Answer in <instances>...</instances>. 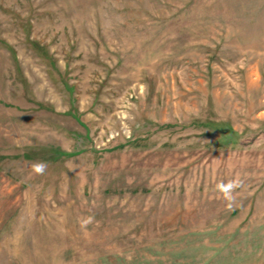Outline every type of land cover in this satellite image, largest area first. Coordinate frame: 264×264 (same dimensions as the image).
<instances>
[{
	"label": "rangeland",
	"instance_id": "rangeland-1",
	"mask_svg": "<svg viewBox=\"0 0 264 264\" xmlns=\"http://www.w3.org/2000/svg\"><path fill=\"white\" fill-rule=\"evenodd\" d=\"M0 264H264V0H0Z\"/></svg>",
	"mask_w": 264,
	"mask_h": 264
},
{
	"label": "clouds",
	"instance_id": "clouds-1",
	"mask_svg": "<svg viewBox=\"0 0 264 264\" xmlns=\"http://www.w3.org/2000/svg\"><path fill=\"white\" fill-rule=\"evenodd\" d=\"M33 172L39 175H43L47 169V165L44 162H35L32 164ZM239 180L229 181L227 184L221 183L217 185V188L221 191H230L233 188L239 186Z\"/></svg>",
	"mask_w": 264,
	"mask_h": 264
}]
</instances>
